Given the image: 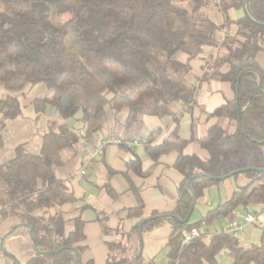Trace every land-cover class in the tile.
<instances>
[{"label":"trees","instance_id":"obj_1","mask_svg":"<svg viewBox=\"0 0 264 264\" xmlns=\"http://www.w3.org/2000/svg\"><path fill=\"white\" fill-rule=\"evenodd\" d=\"M184 1L189 8L181 5ZM211 4L221 6L215 0H0V85L19 92L44 84L46 96L34 101L36 111L42 113L51 104L68 119L79 108L85 137L91 138L103 130L108 109L116 115L126 111L127 126L141 123L144 116H171V104L194 94L186 82L190 67L174 56L182 51L194 57L203 45L226 49L222 60L230 70L223 79L235 91L239 83L238 105L236 100L227 103L211 117L234 124L235 134L226 135L214 127L199 140L210 155L207 162L183 154L188 142L177 136V119L170 139L158 146L148 141L144 147L154 165L143 171L137 160L128 167L147 177L160 157L178 153L174 168L184 181L175 209L142 220L133 232L141 241L145 232L168 222L173 229L167 254L170 264H216L222 251L234 264H264V227L260 245L249 247L225 232L215 234L209 244L203 235L190 243L183 241V230L210 226L219 218L233 217L242 207L264 204V172L259 171L264 170V73L256 61L258 53L264 52V0H248L246 5L244 0H232L228 7L247 13L236 36L222 41L216 34L225 26L214 25L204 13ZM223 12L227 13V7ZM0 113L4 119L16 118L18 102L10 96L0 99ZM59 128L44 135L39 154L18 147L15 157L0 167V225L15 218L19 220L15 231L29 232L40 253L26 264H95L82 259L85 223L76 219L74 231L66 233L62 207L75 198L55 171L64 164L63 152L73 150L80 135ZM239 156L241 163L234 166ZM241 169H250L244 173L250 180L246 187L198 223L183 222L193 207L187 187L190 179L195 177L191 186L198 199L220 182L214 178ZM43 210L53 214L35 215ZM130 216H142V204ZM125 237V242L109 245L107 264H155L143 259L141 242L132 252V234ZM0 255L4 264H20L1 247Z\"/></svg>","mask_w":264,"mask_h":264},{"label":"crops","instance_id":"obj_2","mask_svg":"<svg viewBox=\"0 0 264 264\" xmlns=\"http://www.w3.org/2000/svg\"><path fill=\"white\" fill-rule=\"evenodd\" d=\"M232 0H223L220 7L210 6L204 10L208 20L216 26H225L216 34L218 40L234 38L239 22L246 16L245 9L228 7ZM227 7V13L223 7ZM229 21L227 26L226 22ZM240 39V38H239ZM242 40V39H241ZM226 49L203 45L194 57L178 52L174 60L190 67L186 82L194 89L192 97L170 105L171 116L164 118L144 116L141 123L127 126V112L115 114L112 109L106 111L103 130L85 141H79L73 150L63 152L64 164L55 171L56 177L63 181L74 195L73 203L62 207L66 222V233L74 231V222L80 218L84 223L86 239L80 244L86 248L82 257L84 262L107 264L109 245L123 243L127 235L132 234L131 249L135 252L141 242L142 257L155 264H170L167 254L172 226L164 222L161 226L145 232L140 241L134 234V228L144 219L154 215L172 212L178 201V189L184 177L174 168L178 153L159 158L152 173L140 176L128 167L130 162L141 163L143 171L151 168L154 161L146 153L144 145L151 141L154 146L170 139L176 129L177 136L187 141L183 150L187 157H198L207 162L209 153L201 147L199 140L205 138L214 127L226 135H234L237 127L226 119L211 117L218 108L236 100V91L232 84L223 79L230 65L222 60ZM256 61L264 73V52H259ZM14 98L19 105V115L13 119H4L0 113V167L15 157L18 147L37 155L41 152L43 137L50 130L58 131L64 127L67 132L85 133L81 109L76 108L72 117L65 119L55 107L47 104L42 113L36 111L34 101L46 96L44 84L30 85L19 92H9L0 85V99ZM110 137L115 141L107 142L103 148L98 144ZM242 156L233 165L241 163ZM250 183L249 178L237 174L231 178L205 189L202 197L196 199L191 223L201 221L209 211L228 202L234 194ZM137 192V194L135 193ZM142 204V216H130ZM242 213H252L256 221L248 225L242 247L260 245L264 227V204L250 205L240 209ZM52 210L35 213L36 216H49ZM230 218H219L210 226L198 227L204 241L210 243L215 234L224 232ZM19 220L9 218L0 225V247L6 236L2 250L16 257L20 264H26L36 252L27 230L15 231ZM0 264H4L0 255ZM216 264H234L227 251L217 255Z\"/></svg>","mask_w":264,"mask_h":264},{"label":"built area","instance_id":"obj_3","mask_svg":"<svg viewBox=\"0 0 264 264\" xmlns=\"http://www.w3.org/2000/svg\"><path fill=\"white\" fill-rule=\"evenodd\" d=\"M221 2L222 0H215L216 5L218 6L221 4ZM78 134L80 135V141L81 142L85 141V134L84 133H78ZM112 141H115L114 137L113 138L110 137L105 141L99 142L98 146L99 148H103V146L107 142H112ZM255 221L256 218L252 213L249 212L242 213L240 210H237L234 216L230 217L229 223L226 229L224 230V232L240 241L244 238L245 228L248 225L254 224ZM182 235H183L184 243H190L195 238L202 236L201 232L196 228L191 230H183Z\"/></svg>","mask_w":264,"mask_h":264},{"label":"water","instance_id":"obj_4","mask_svg":"<svg viewBox=\"0 0 264 264\" xmlns=\"http://www.w3.org/2000/svg\"><path fill=\"white\" fill-rule=\"evenodd\" d=\"M247 1H248V0H244V4H245V5H246ZM246 13H247V11H246ZM238 87H239V83H238V85H237V90H236V104H237V105H238ZM247 171H250V169H241V170H237V171H234V172L229 173L228 175H226V176H224V177H221V178H214V180L224 181V180H226V179H228V178H231V177H233V176H235V175H237V174H243V173H245V172H247ZM259 171L264 172V170H259ZM194 178H195V177H193L192 179H190V180L187 182V187L189 188V190L191 191V193H192V195H193V207H192V212H191L190 216H189L185 221H183V222H188L189 219H190V217H191V215H192V213H193V211H194V206H195V203H196V197H195V195H194V192H193V190H192V186H191V182H192V180H193ZM142 226H143V225H140V227H139V235L142 234ZM5 238H6V236L3 237L2 241H1V248H3V244H4V240H5ZM34 250H35L36 253H40V251L38 250V248H37V246H36L35 244H34ZM7 254H8V253H7ZM134 264H136V261L134 262Z\"/></svg>","mask_w":264,"mask_h":264},{"label":"rangeland","instance_id":"obj_5","mask_svg":"<svg viewBox=\"0 0 264 264\" xmlns=\"http://www.w3.org/2000/svg\"><path fill=\"white\" fill-rule=\"evenodd\" d=\"M181 5L183 7H185V8H189V4L186 1H184L183 3H181ZM211 6H212V4H211ZM215 7H217V6H215Z\"/></svg>","mask_w":264,"mask_h":264}]
</instances>
